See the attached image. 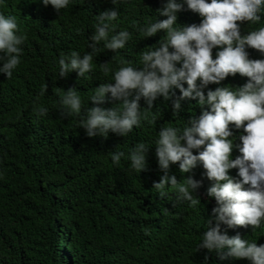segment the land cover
<instances>
[{"label":"trees","instance_id":"trees-1","mask_svg":"<svg viewBox=\"0 0 264 264\" xmlns=\"http://www.w3.org/2000/svg\"><path fill=\"white\" fill-rule=\"evenodd\" d=\"M166 2L70 0L69 7L58 13L42 0H0V13L15 16L17 34H27L21 45V64L12 78L0 73V264H251L247 259L227 256L226 248L217 253L198 247L207 230L206 221L211 218V226H215L212 209L218 207L207 195L211 182L204 176L201 163L188 173H182L178 163L169 169L178 183L189 177L202 180V186L193 193L200 201L195 208L179 198L170 185H166L164 196L153 188L163 175L155 144L161 128L190 126L189 120L210 111L209 105H199L198 98H186L174 115L172 99L158 96L148 119L142 115L140 126L126 136L109 132L107 137L90 138L81 127V120L92 107L111 110L122 104L110 94L101 104H94L90 98L101 84L115 83L114 73L120 67L139 70L141 54L160 47L166 32L144 37L142 29L167 19L159 11ZM111 10L119 16L112 22L116 28L109 32V39L119 31H128L130 39L125 48L113 52L104 47L106 41H101L91 73L79 77L78 70H73L59 77L61 56L67 58L76 51L82 58L91 52L88 45L93 43L97 16ZM176 15V27L199 25L202 20L187 9L186 3ZM259 27H264V11L259 24H240L241 35ZM220 50L213 48V59ZM246 50L250 59H264L256 50ZM104 63L108 73L102 70ZM2 64L0 60V67ZM247 82L248 77L237 73L202 91L206 96L217 87L236 90ZM44 84L47 90L41 95ZM182 84L187 88L186 82ZM69 88H74L83 101L80 115H61L66 111L61 101ZM172 91L180 95L179 89ZM134 96L135 92L129 100ZM139 105L143 113L147 108L143 98ZM41 107L47 109L44 116L37 114ZM230 130L234 144L230 159L234 160L241 155L239 137L245 133L234 125ZM138 143L149 146L146 170L139 173L132 170L129 159ZM202 150L193 149V155ZM115 152L125 154L118 166L111 160ZM229 175L240 180L238 169L229 170ZM220 227L230 238L239 235L258 246L264 244V223L255 230L251 226Z\"/></svg>","mask_w":264,"mask_h":264},{"label":"clouds","instance_id":"clouds-1","mask_svg":"<svg viewBox=\"0 0 264 264\" xmlns=\"http://www.w3.org/2000/svg\"><path fill=\"white\" fill-rule=\"evenodd\" d=\"M118 0H112L116 4ZM122 2V0H120ZM51 5L58 13L67 9L70 0H42ZM187 9L202 17L199 25L176 27L177 13ZM160 15L167 19L146 26L144 37H152L158 31L166 32L160 47L141 54L142 67L122 66L115 71L114 84L103 83L95 89L90 100L94 104L105 101L106 94L114 100L122 101L115 109L105 110L92 107L87 118L81 120V127L88 137H107L109 132L126 136L139 127L141 119H148V112L158 96L165 100L172 99L173 114L181 110V101L186 98L197 99L201 106H210V111H202L198 118H192L183 129L168 126L159 131L155 142L158 164L163 172L153 188L161 196L166 195V185L176 189L179 198L190 202L191 207L200 204L193 193L202 186V180L191 177L178 183L174 175H169L170 165L179 164L182 173H188L201 163L204 176L211 182L207 195L213 197L218 207L212 209V219L206 221L207 230L198 244L199 248L209 252L227 249V256L247 259L251 264H264V244L257 245L241 239L239 235L229 237L222 234L221 224L228 228L252 227L259 229L264 223V59H250L246 50L251 48L264 56V27L241 35L240 24H259L264 11V0H167ZM119 14L115 10L102 12L97 16L95 34L89 44L91 52L81 55L73 51L69 57L59 59V77L64 78L73 70H78L79 77L93 71V58L98 51L97 44L106 41V49L117 52L124 49L130 39L128 31H119L111 35ZM19 31L15 16L0 13V60H3L0 73L11 79L14 70L21 64L27 34ZM172 49L170 52L169 49ZM213 48H222L213 59ZM180 63V67H177ZM104 73L110 71L107 63L101 65ZM248 77L249 82L233 90L230 87H217L209 90L205 96L202 89L209 84H220L229 76L236 74ZM199 80V85L197 81ZM182 82H186L187 88ZM179 89L177 97L173 89ZM47 85L41 89L44 95ZM135 96L129 100L130 96ZM143 98L147 108L141 113L139 101ZM62 105L66 111L62 116L80 115L83 105L81 97L74 88H69L63 95ZM39 116L47 114L46 108L37 110ZM153 115L152 123L155 122ZM230 125L243 129L238 145L241 153L236 159H230L234 147L233 132ZM183 142V144H182ZM149 146L138 143L129 159L132 170H146V153ZM193 155L192 150H200ZM123 152L111 155L114 165H119ZM238 169L240 180L229 175V170ZM245 185H248L245 188Z\"/></svg>","mask_w":264,"mask_h":264}]
</instances>
